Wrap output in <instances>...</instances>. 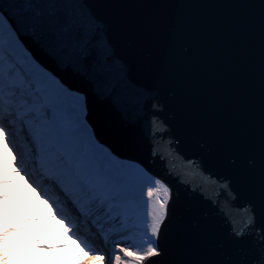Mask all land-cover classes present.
Wrapping results in <instances>:
<instances>
[{"label": "water", "instance_id": "1", "mask_svg": "<svg viewBox=\"0 0 264 264\" xmlns=\"http://www.w3.org/2000/svg\"><path fill=\"white\" fill-rule=\"evenodd\" d=\"M0 3L98 138L170 188L147 264H264V0ZM61 17L90 41L78 63Z\"/></svg>", "mask_w": 264, "mask_h": 264}, {"label": "snow or ice", "instance_id": "2", "mask_svg": "<svg viewBox=\"0 0 264 264\" xmlns=\"http://www.w3.org/2000/svg\"><path fill=\"white\" fill-rule=\"evenodd\" d=\"M12 20L9 14L0 13V134L5 148L11 149L16 147V141L9 139L4 121L27 133L24 151L13 153L12 166L17 173L28 176L50 207L54 205L53 218L61 223L67 221L65 232L69 239H77L85 250L87 260H80L79 264H144L159 254L156 238L168 216L170 188L138 164L122 161L98 141L87 122L84 97L34 60L21 43L19 28L8 23ZM56 22L69 37L72 61L86 59L90 45L87 35L75 26L68 28L62 17ZM44 26L31 25L33 29ZM8 163L7 159H0V166ZM29 164L34 166L33 173L27 171ZM36 165L39 183L32 179ZM49 182L70 196L81 213L95 216V223L103 221L99 224L100 231L105 242L111 239L112 243L108 257L77 235L79 228L66 214L61 200H52L41 188V184ZM8 183L0 179V184ZM19 231V228L0 230V244L6 246L9 233ZM133 231L140 235L138 242L133 239L132 246H121L112 238H123ZM8 259V254L0 250V264H8Z\"/></svg>", "mask_w": 264, "mask_h": 264}, {"label": "bare ground", "instance_id": "3", "mask_svg": "<svg viewBox=\"0 0 264 264\" xmlns=\"http://www.w3.org/2000/svg\"><path fill=\"white\" fill-rule=\"evenodd\" d=\"M0 13H3L1 9H0ZM5 18H6L5 20H7V17H5ZM8 23H11V22L9 21ZM5 28H7V24H5ZM21 43L24 45V48L26 49V51H28L29 49L26 46V44L24 43V41L22 40V38H21ZM42 68L45 71H47L44 66H42ZM119 158L126 163L130 162V163L138 164L135 161H132L128 158L125 159V158L120 157V156H119ZM140 167H142V166H140ZM145 171H147V170L145 169ZM171 201H172V196H171L169 203H171ZM2 209H5V210L2 211ZM6 212H7V210L5 208V204H4V202H1L0 203V226L6 225L7 223L4 224L6 222V220L9 219L8 221H11L14 219L12 216H8ZM166 219H168V216ZM10 234H12V233H9V236H10ZM14 234H16L15 237L19 238V240H21V241H25L27 239L26 235L22 232L14 233ZM130 237L131 236H127V237L124 236L123 238L120 237V243L127 246V241L130 239ZM12 240L13 239L9 237L6 241V246L4 244H0V250H2L3 252H6L8 254V258H9L8 264H59L60 263V252H61L60 249L49 248V249H47V251H43V250H38L35 248H30L29 246H24L23 244H17ZM24 244H25V242H24ZM76 244H77V242H76ZM124 245H121V246H124ZM28 248H29V251L26 252L25 250ZM103 249H105V246L103 247ZM22 251H24V253H25L24 256L21 259H17L18 254ZM79 253H81L80 249L78 250L77 254L75 255V259L80 258L81 254H79ZM160 254H158V255H160ZM158 255H156V256H158ZM156 256H153V257H156ZM153 257H150L144 264H147L149 261H151V258H153ZM17 260H18V263L16 262Z\"/></svg>", "mask_w": 264, "mask_h": 264}, {"label": "rangeland", "instance_id": "4", "mask_svg": "<svg viewBox=\"0 0 264 264\" xmlns=\"http://www.w3.org/2000/svg\"><path fill=\"white\" fill-rule=\"evenodd\" d=\"M135 249V248H134ZM136 250V249H135Z\"/></svg>", "mask_w": 264, "mask_h": 264}]
</instances>
